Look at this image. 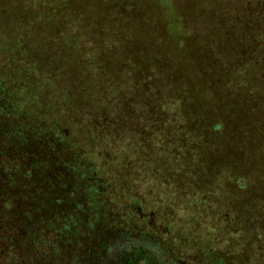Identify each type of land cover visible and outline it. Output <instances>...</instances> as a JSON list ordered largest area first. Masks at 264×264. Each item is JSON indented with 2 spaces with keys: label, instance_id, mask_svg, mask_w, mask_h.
Wrapping results in <instances>:
<instances>
[{
  "label": "trees",
  "instance_id": "trees-1",
  "mask_svg": "<svg viewBox=\"0 0 264 264\" xmlns=\"http://www.w3.org/2000/svg\"><path fill=\"white\" fill-rule=\"evenodd\" d=\"M21 143L94 166L140 145L175 193L223 209L226 238L239 232L228 253L208 257L264 264V0H0L3 239L28 207ZM130 162L120 155L105 179L127 185ZM244 249L254 255L243 262ZM2 260L20 264L5 251Z\"/></svg>",
  "mask_w": 264,
  "mask_h": 264
},
{
  "label": "flooded vegetation",
  "instance_id": "flooded-vegetation-1",
  "mask_svg": "<svg viewBox=\"0 0 264 264\" xmlns=\"http://www.w3.org/2000/svg\"><path fill=\"white\" fill-rule=\"evenodd\" d=\"M24 145L16 159L29 169L20 172L30 188L28 207L10 221L15 228L9 237H0V255L17 256L20 264H199V254L191 259L172 249L170 232L155 226L153 212L114 206L88 163L61 160L34 143L31 150Z\"/></svg>",
  "mask_w": 264,
  "mask_h": 264
},
{
  "label": "rangeland",
  "instance_id": "rangeland-1",
  "mask_svg": "<svg viewBox=\"0 0 264 264\" xmlns=\"http://www.w3.org/2000/svg\"><path fill=\"white\" fill-rule=\"evenodd\" d=\"M199 7H202L200 3ZM82 131L83 129H81L80 127V132ZM137 133L138 132L126 133L125 129L123 136H128L134 142H138L137 140L139 139V137H141V140L146 139V131L141 132V136H138ZM66 141H68V137H64V142ZM150 142L152 143V140ZM150 145L151 144H148L147 141L144 140V147L148 148ZM91 150V148H88L87 152ZM141 152L142 149L140 148V145L138 146V149H132V151H130L129 149H124V147L122 146H116L115 151L113 152L114 154H111L109 158H106L107 155L105 154V162H103V160L100 158L97 160L102 161L98 163L102 166L95 164V162L94 166L90 160L85 159L87 158L86 155L83 159L84 161H86V163L89 164V167L92 168V171L95 172L96 177L101 179L102 182L106 185L107 193H110L109 189L113 191L110 194V198L114 206L117 205L116 207L133 210L134 206L136 205L140 206L143 212L154 213L153 219L155 220V226L161 229L167 228V230L170 232L167 234V240L170 241L172 249L176 251L179 256L192 259L196 258V254H199V264H212L213 261H220L223 264H230L227 259H223V254H218L217 257L213 259L208 257L207 255V253L210 252V249V253H212V251L218 252L221 250H223V252L219 253H228L227 243L233 241L234 239H240L239 232L235 228L234 229L236 231H234L233 228H230L233 232L229 238H226L227 233L224 231V229H226L227 226L223 225L222 221L219 219L224 214L223 209H221L222 212H220V214L214 215L215 212H205L202 209H199V196H192L191 198L186 195V191H183V189H181V191H179L178 193H175L173 191V185L171 184V182H169L166 178H162L161 176H159L160 174L156 176V172L158 171H155V168L157 169L159 167H157L155 163H151L152 158L149 152L145 157L143 156V152ZM120 155H127V157H129L131 160L130 164H133L130 168V171H134L131 174L136 180L130 177V181H128L127 185H124V182L122 180L120 184L116 180H112L110 182L105 179V175H107V173H110L109 165H119L118 159ZM90 156L92 157V153L90 154ZM111 157L113 163L109 164L108 161ZM83 166L84 169L87 168L85 167V165ZM118 173L119 172H117V174ZM247 186V184L243 186V189H246ZM123 190L125 192L129 191L131 196L130 194L125 195ZM155 191H160L159 194H162L163 196L167 194V196L162 198L161 201L159 200L160 195L158 196L154 194ZM134 196L138 197V200H135L136 202H132V200L135 198ZM164 199L167 202H165ZM124 204H127L128 206L126 207L124 206ZM202 223H207V225L202 228ZM213 226L214 229L212 228ZM230 226L232 225H229V227ZM202 235H204V237L199 242V236ZM221 235L225 236L224 238L227 239L225 245L222 244V240L219 241ZM214 236L217 238L216 241L213 240ZM242 253L244 254L243 258L241 256L243 262L246 261L247 255H254L250 250L246 251L245 249ZM4 260H2L1 263L3 262L4 264H12L9 260V262H5ZM258 260L259 258L257 257V255H255L254 262H251V264H258Z\"/></svg>",
  "mask_w": 264,
  "mask_h": 264
}]
</instances>
